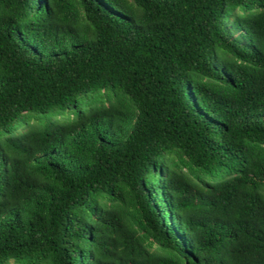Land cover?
I'll use <instances>...</instances> for the list:
<instances>
[{
  "label": "trees",
  "instance_id": "16d2710c",
  "mask_svg": "<svg viewBox=\"0 0 264 264\" xmlns=\"http://www.w3.org/2000/svg\"><path fill=\"white\" fill-rule=\"evenodd\" d=\"M0 264H264V0H0Z\"/></svg>",
  "mask_w": 264,
  "mask_h": 264
},
{
  "label": "rangeland",
  "instance_id": "374dc122",
  "mask_svg": "<svg viewBox=\"0 0 264 264\" xmlns=\"http://www.w3.org/2000/svg\"><path fill=\"white\" fill-rule=\"evenodd\" d=\"M234 35H236V34H234ZM25 130H26V128H25Z\"/></svg>",
  "mask_w": 264,
  "mask_h": 264
}]
</instances>
